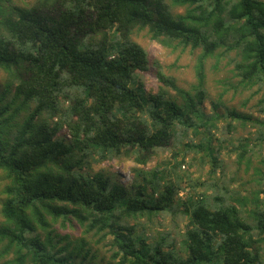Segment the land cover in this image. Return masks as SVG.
Listing matches in <instances>:
<instances>
[{
  "label": "trees",
  "instance_id": "1",
  "mask_svg": "<svg viewBox=\"0 0 264 264\" xmlns=\"http://www.w3.org/2000/svg\"><path fill=\"white\" fill-rule=\"evenodd\" d=\"M135 30L198 50L190 89L159 65L157 92L143 88L137 73L148 70V53ZM210 59H227L237 87L263 91L264 0H0V71L19 100L5 117L8 105L0 108L1 254L11 251V264H87L95 254L84 236L57 245L52 222L60 219L109 239L116 264H264V170L242 194L234 174L224 179L219 157L228 134L250 126L231 143L233 173L248 171L255 154L264 167V97L252 115L225 105L224 90L206 112ZM20 109L27 113L13 124ZM181 146L201 152L211 175L222 171L221 179L194 180L203 191L183 199L180 176L144 167L170 150L179 168ZM120 157L135 164V190L85 169ZM176 208L186 216L183 254L138 230L139 217Z\"/></svg>",
  "mask_w": 264,
  "mask_h": 264
},
{
  "label": "rangeland",
  "instance_id": "2",
  "mask_svg": "<svg viewBox=\"0 0 264 264\" xmlns=\"http://www.w3.org/2000/svg\"><path fill=\"white\" fill-rule=\"evenodd\" d=\"M31 0H13L19 6H27ZM133 39L139 42L148 53V70L138 72L137 78L142 83L143 88L147 92L155 93L158 90L159 81L156 77V66L159 65L162 71L167 75L174 77L177 84L185 89H190L193 83H195V70L194 65L198 50H192L190 48H181L163 45L156 40H153L145 30H135L133 33ZM215 60L210 59L206 63V90L207 99L203 103V109L206 112L210 110V101L217 100L219 94L225 90L222 97V101L229 108L236 109L239 112L257 115V104L260 103V99L264 97L263 91L259 90L257 85L249 88L237 87L236 77L232 74L231 64H227V59H222L217 65H214ZM135 87V85H133ZM171 93L174 91L170 90ZM13 89L5 90L4 88V76L0 71V108L5 107L3 117L8 114H12L18 107L19 100H13ZM25 109L17 111L18 114L13 118V124L21 121V118L26 115ZM253 127H247L243 129L238 126L237 130L228 134L229 140H227L220 151L219 157L223 161L224 179H228L232 174L236 180L232 181V186L236 187L242 194L248 195L247 189H252L255 186L256 177L255 174L258 170H264L263 165L258 161V157L252 156V164L245 170L244 165L239 168L238 172L233 173L235 168V153L232 151L231 143H236L238 137L248 136L247 130ZM58 134L65 135L66 139L70 136L67 134L66 128H63ZM220 136V133H219ZM5 138V134H2ZM253 143V141H252ZM252 145V144H251ZM179 156L177 158L180 162L179 168H174L173 158L170 157V150H158L152 157L151 161L145 167L150 169L152 167H159L166 170L167 174L172 175L171 179L175 176H180L183 180V189L179 193L181 199L187 195H197L203 191L202 186H195L194 180H206L211 182L212 179H221L222 171L221 167H215V173L210 174V163L205 159H202V153H196L193 150H187L184 147H179ZM264 152V150H263ZM177 162V163H178ZM135 167L134 162L125 157L107 159L102 162H91L89 167H86L89 172L97 170H104L110 174H113L116 180L127 186L129 190L132 189L131 182L133 181L132 168ZM247 171V172H246ZM6 180L3 179V172L0 169V190L4 186ZM209 192V190H208ZM211 192V191H210ZM1 196V194H0ZM2 219L0 213V221ZM138 230L145 236H150L151 240L164 237L166 243L171 244L176 251H182V232L186 223V216L183 215L180 209L176 208L173 212H167L166 214L159 215L152 219L147 220L146 217H139ZM141 223V224H139ZM53 228H55L58 236L55 241L58 246L64 245L66 240H73L84 236L88 242V246L92 247V251L95 254L94 258L88 257L84 262L87 264H116V259L111 257L113 252L109 239H99L97 236L84 235L82 233L83 228L75 221L63 222L60 219L52 222ZM67 238V239H66ZM2 246L0 243V264H11L9 260L12 258V252L7 254H1ZM65 254V251L63 252ZM80 261V257L77 258ZM29 264V263H25Z\"/></svg>",
  "mask_w": 264,
  "mask_h": 264
}]
</instances>
